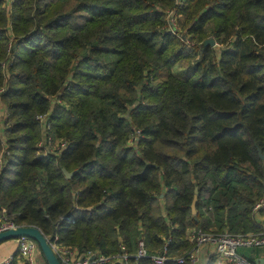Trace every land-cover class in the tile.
Masks as SVG:
<instances>
[{
	"label": "trees",
	"instance_id": "obj_1",
	"mask_svg": "<svg viewBox=\"0 0 264 264\" xmlns=\"http://www.w3.org/2000/svg\"><path fill=\"white\" fill-rule=\"evenodd\" d=\"M0 102V222L130 253L114 264L263 229L264 0H0ZM45 113L65 148L39 145Z\"/></svg>",
	"mask_w": 264,
	"mask_h": 264
},
{
	"label": "built area",
	"instance_id": "obj_2",
	"mask_svg": "<svg viewBox=\"0 0 264 264\" xmlns=\"http://www.w3.org/2000/svg\"><path fill=\"white\" fill-rule=\"evenodd\" d=\"M172 13H174L172 17L175 18V20L170 19V30L180 35L178 32L179 25L176 23L177 17L174 11H172ZM2 105L3 104L0 102V136L2 133V116L4 113ZM38 120L41 123L44 135L39 145L43 147L46 152H54L55 150L67 146L65 141L55 139L51 131L52 124L49 120L48 113L39 115ZM253 210L256 213L257 221L264 217V212H262L264 211V195L257 201ZM4 212H6V209H4ZM3 219L4 220L0 223V231L18 226V224L13 221L7 220V216H4ZM189 237L193 243V247L186 253L177 257L179 263L188 262L189 264H204L202 262V251L204 248L209 247L214 249L213 262L209 264H255L254 260L241 254L238 248L241 246H263L264 226L263 229L259 231L240 232L195 227L190 231ZM17 239L20 241L19 252L25 259L26 264H40L38 254H40L41 249L38 242L30 237H21ZM50 242L61 264H114L126 262L130 257V253L127 251H121L111 255L93 249L80 251L77 247L60 242L58 236ZM123 249H125L124 246ZM137 255L140 257H150L157 264H165V262L171 258L167 246L160 251L151 252L143 238L139 240ZM12 260L13 256L10 255L6 257L3 264H10Z\"/></svg>",
	"mask_w": 264,
	"mask_h": 264
},
{
	"label": "water",
	"instance_id": "obj_3",
	"mask_svg": "<svg viewBox=\"0 0 264 264\" xmlns=\"http://www.w3.org/2000/svg\"><path fill=\"white\" fill-rule=\"evenodd\" d=\"M215 43L216 41L214 38H208L206 40V44L215 45ZM260 153L262 157H264L261 150ZM63 171L67 177H71L74 174V171L70 172L66 168H63ZM198 192V187H196L195 196L192 203L193 212L197 211L196 204L198 200ZM21 237H30L35 239L38 242L48 264H61L51 245L50 239L46 236V234L41 230L40 227L36 225H18L16 227H11L0 231V242L11 238L16 239ZM256 263L264 264V258H257Z\"/></svg>",
	"mask_w": 264,
	"mask_h": 264
},
{
	"label": "crops",
	"instance_id": "obj_4",
	"mask_svg": "<svg viewBox=\"0 0 264 264\" xmlns=\"http://www.w3.org/2000/svg\"><path fill=\"white\" fill-rule=\"evenodd\" d=\"M2 109L4 112L3 116H2V120H3V119H5L7 113H6V110L4 108V105H2ZM3 125L4 124L2 123V127H3ZM1 135H2V133H1ZM258 221H259V224H262L264 226V217ZM19 242H20L19 239L16 238V239L5 240L0 244V264H3L4 263L3 261L6 259V257H9L10 255L13 256V260L10 264H26L25 259L23 258V256L19 252ZM256 248H257V250H256L255 256L253 258L245 255L246 257L253 259L255 264H257L256 263L257 258H264V251H262L260 249V247H256ZM213 255H214V249L213 248H209V247L204 248L202 251V257H203L202 262L204 264L212 263L213 258H214ZM38 258L40 260V264H46V261L42 257L41 253L38 254Z\"/></svg>",
	"mask_w": 264,
	"mask_h": 264
},
{
	"label": "rangeland",
	"instance_id": "obj_5",
	"mask_svg": "<svg viewBox=\"0 0 264 264\" xmlns=\"http://www.w3.org/2000/svg\"><path fill=\"white\" fill-rule=\"evenodd\" d=\"M8 8H9V5H8ZM172 11L173 10H170V9H167V13H168V16L167 17H169V25H171V22H170V19H172V20H175V18H173L172 16L174 15V13H172ZM176 23H177V25H179V33H182L181 31H182V29H181V25H180V21L178 22V19H176ZM180 36H181V34H180ZM184 41L185 42H187V44H188V46L191 44V43H193L191 40H189L187 37H185V39H184ZM215 48H218L219 47V49H220V47H221V45H220V42L217 44V41H216V43H215V45H213ZM195 67V65L194 66H192V67H183V66H178V65H176L174 68H173V70H174V72L177 74V75H179V76H182V77H187L188 75H190L191 74V72L193 71V68ZM1 222H2V220H1ZM0 222V223H1ZM260 247V249L262 250V251H264V245L263 246H259ZM256 250H257V248L255 247V246H241V247H239L238 248V251L240 252V253H242V254H244V255H246V256H248V257H254L255 256V252H256Z\"/></svg>",
	"mask_w": 264,
	"mask_h": 264
}]
</instances>
